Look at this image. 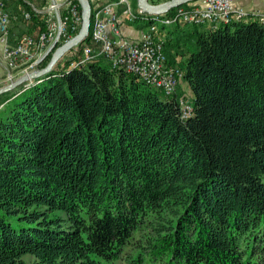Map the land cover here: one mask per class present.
<instances>
[{
    "label": "trees",
    "instance_id": "1",
    "mask_svg": "<svg viewBox=\"0 0 264 264\" xmlns=\"http://www.w3.org/2000/svg\"><path fill=\"white\" fill-rule=\"evenodd\" d=\"M195 33L185 120L103 59L0 95V264H264V23Z\"/></svg>",
    "mask_w": 264,
    "mask_h": 264
},
{
    "label": "built area",
    "instance_id": "2",
    "mask_svg": "<svg viewBox=\"0 0 264 264\" xmlns=\"http://www.w3.org/2000/svg\"><path fill=\"white\" fill-rule=\"evenodd\" d=\"M8 1L0 0V67L4 65L8 69L7 79L12 81L16 70L21 65L30 62L36 52L43 49L45 42L48 40L53 42L55 39L56 12L60 17L59 40H64V43L70 39L68 37L69 28L75 30L81 25V14L72 0H54L50 7L53 10L54 21L49 22L50 18L45 19L47 30L39 34L37 41L31 35H23L19 42L12 45L9 40L11 15L7 9ZM198 1L197 4L189 2L179 5L169 14H145L140 9L136 13L130 0H114L104 3L95 8L91 16V44L82 46L80 53L70 61L68 69L80 68L88 62L103 59L113 69H122L133 74L164 96H173L182 75L178 68L167 64L164 42L156 37L160 26L205 25L208 29H216L220 25L235 21L257 20L264 23V8L246 10L234 0ZM114 5H122L121 12L115 11ZM32 11L40 12L32 6L31 11L24 12L23 18L29 20ZM137 18L148 22L147 29L142 33L140 40L132 41L124 37L121 26ZM25 73L28 72L25 71ZM178 101L181 118L185 120L192 115V103L184 96Z\"/></svg>",
    "mask_w": 264,
    "mask_h": 264
},
{
    "label": "crops",
    "instance_id": "3",
    "mask_svg": "<svg viewBox=\"0 0 264 264\" xmlns=\"http://www.w3.org/2000/svg\"><path fill=\"white\" fill-rule=\"evenodd\" d=\"M54 1V0H51ZM62 1V0H57ZM114 1V0H90L92 7L98 8L104 3ZM236 3L243 6L246 10L252 9H262L264 8V0H234ZM131 6L134 12L137 13L139 8L133 4V0H130ZM191 4L199 3L198 0L190 2ZM9 5V6H8ZM9 8L10 14L14 18H18L22 10L21 4H17L15 0H9L7 4V9ZM114 10L118 13L121 12L122 5H114ZM29 21V20H28ZM147 29V24L144 19L137 18L135 21H127L121 26V31L124 37L132 41H138L142 37V33ZM195 30H207L205 25H185L176 24L169 26H160L158 33L156 34L157 39L164 42V51L168 62L176 67H180L182 62L187 58L190 52L195 47ZM177 92L184 94V96L190 100L188 97L189 87L187 83L180 78L177 86ZM191 102V100H190Z\"/></svg>",
    "mask_w": 264,
    "mask_h": 264
},
{
    "label": "water",
    "instance_id": "4",
    "mask_svg": "<svg viewBox=\"0 0 264 264\" xmlns=\"http://www.w3.org/2000/svg\"><path fill=\"white\" fill-rule=\"evenodd\" d=\"M192 1L194 0H165L159 3H150L149 0H137V6L142 12L147 14H163L170 9ZM78 2L81 9V25L77 33L52 52L49 62L44 67L37 68L28 73H25L18 77L16 80L11 81L9 84L0 88V95L17 90L21 86H29L36 80L39 81L40 78L48 75L53 70L57 60L64 53L78 46L87 37L91 23L92 5L90 0H78ZM56 21V37L49 45V47L45 50V52L41 55V57L35 61L36 66H38L43 61V59L51 52L56 43L59 41L60 17L58 12H56Z\"/></svg>",
    "mask_w": 264,
    "mask_h": 264
},
{
    "label": "rangeland",
    "instance_id": "5",
    "mask_svg": "<svg viewBox=\"0 0 264 264\" xmlns=\"http://www.w3.org/2000/svg\"><path fill=\"white\" fill-rule=\"evenodd\" d=\"M21 1L26 3L28 6H30V8H32V6H33L34 8L39 10L40 12H34V13L40 15L41 18H43L44 20L50 18L51 20L49 22L54 21L53 10L50 8L52 5L51 0H21ZM154 1H158L157 3H159V2H162L165 0H154ZM15 2L17 4L18 3L21 4L20 0H15ZM150 3H152V1H150ZM21 8H22V5H21ZM8 11H9V8H8ZM9 13H10V11H9ZM38 34H39L38 28L36 26H33L30 21L24 19L23 17L20 18V16H18V18H14L11 15V21H10V25H9L10 44L13 45L16 42V39L18 40V38L23 37V35H31V37L37 39ZM51 42H52L51 40H48L47 42H45V46L43 47V49L41 51H37L36 54L34 55V58L30 62L21 65L16 70L15 75H14V79H12V81L16 80L18 77L23 75L25 73V71L30 72L34 69H37L38 66H35L33 64L34 61L37 60L38 57L41 54H43V52H45V50L49 47ZM196 49L194 48L193 50L196 51ZM79 50H80V48L78 45V46L72 48L71 50L67 51L57 60L56 64L58 63V64H60V66H64L66 62L74 60V57L79 53ZM34 53H35V51H34ZM164 53H165V51H164ZM166 59H167V57H166ZM167 64L170 66H173L168 62V60H167ZM31 65H32V67H31ZM173 67H176V66H173ZM176 68H178V67H176ZM8 73H9L8 69L4 65H1V67H0V88L4 87L5 85H7L11 82V81H8V79H7ZM188 95H189L188 98L191 100L192 94H191L190 90L188 92ZM25 258L27 261H29L31 259L28 256Z\"/></svg>",
    "mask_w": 264,
    "mask_h": 264
}]
</instances>
